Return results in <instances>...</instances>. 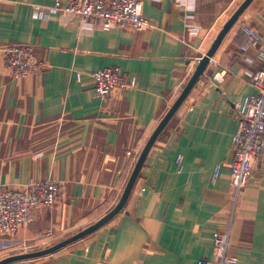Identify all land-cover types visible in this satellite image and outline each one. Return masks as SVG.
<instances>
[{"label": "crops", "instance_id": "1", "mask_svg": "<svg viewBox=\"0 0 264 264\" xmlns=\"http://www.w3.org/2000/svg\"><path fill=\"white\" fill-rule=\"evenodd\" d=\"M242 1L197 0L201 29L193 34L175 0H143L152 22L144 30L88 32L78 17L51 11L53 0H0V184H66L65 199L34 209L15 240L72 235L115 206L140 150ZM35 5L44 7L41 17L33 16ZM244 25L257 29L264 45V0L243 13L161 134L127 213L51 256L13 264H197L213 259L214 235L227 231L237 264H264V156L254 160L235 206L226 165L239 129L236 104L257 92L248 74L261 67L244 58ZM19 44L32 45L46 67L14 80L4 49ZM113 66L135 75L137 85L100 99L91 74ZM12 239L0 235V251Z\"/></svg>", "mask_w": 264, "mask_h": 264}, {"label": "built area", "instance_id": "2", "mask_svg": "<svg viewBox=\"0 0 264 264\" xmlns=\"http://www.w3.org/2000/svg\"><path fill=\"white\" fill-rule=\"evenodd\" d=\"M49 9L79 18L80 31L110 29L112 27L144 30L152 22L143 13V0H53ZM161 1V0H154ZM186 18V27L193 33L201 27L195 22L197 0H175ZM44 7L35 5L33 16L41 17ZM245 40L241 46L248 64L260 62L256 72H250V84L257 92L247 95L236 104L239 129L234 136L233 159L226 163L229 168V183L232 187V202L235 206L243 197L252 177L253 162L264 156V45L262 34L252 26L244 25ZM256 50L252 56L250 51ZM4 66L14 80L42 71L46 63L36 56L30 44L12 45L4 49ZM226 75L222 71L216 75L221 82ZM94 94L103 100L109 99L116 90L136 87L137 77L122 71L119 67H105L91 74ZM222 165L214 167L219 175ZM66 197V184L63 180L42 179L29 185L11 189L0 184V235L16 234L20 228L32 221V211L38 207H52ZM234 209V208H233ZM230 233L217 232L212 247L213 259H200L197 264H237V259L228 254Z\"/></svg>", "mask_w": 264, "mask_h": 264}, {"label": "water", "instance_id": "3", "mask_svg": "<svg viewBox=\"0 0 264 264\" xmlns=\"http://www.w3.org/2000/svg\"><path fill=\"white\" fill-rule=\"evenodd\" d=\"M254 2V0H243L238 7L233 11L230 17L226 20L223 24L222 28L218 31L215 38L213 39L212 43L210 44L206 53L198 59V63L186 82L185 86L175 98L171 106L162 116V118L157 123L156 127L150 134L149 138L147 139L146 143L140 150L130 176L126 182V185L122 191V194L115 204V206L110 209L106 214H104L101 218H99L94 223L88 225L87 227L81 229L80 231L69 235L53 244H49L44 246L43 248L34 250V251H25L20 253H15L12 255L5 256L0 259V264H13L16 262L26 261V260H33L38 259L46 256H51L57 251L81 240L85 237L91 235L92 233L98 231L100 228L108 224L114 218L127 213L126 205L129 201V198L134 190V187L139 179L141 170L146 163L148 155L150 154L152 148L160 138L163 131L166 127L170 124V122L175 118L176 114L185 103V101L190 96L191 92L197 85V83L206 76L207 68L215 56V54L220 49L222 43L232 30V28L236 25L240 17L243 13L248 9V7Z\"/></svg>", "mask_w": 264, "mask_h": 264}, {"label": "rangeland", "instance_id": "4", "mask_svg": "<svg viewBox=\"0 0 264 264\" xmlns=\"http://www.w3.org/2000/svg\"><path fill=\"white\" fill-rule=\"evenodd\" d=\"M12 235H15V234L10 235L13 239L10 240L9 243H6L5 246L3 247V250L0 251V259L5 257V256L12 255L15 253H20V252H25V251H34V250L43 248L44 246H47L49 244H53V243L65 238V237H63V238L59 237L56 240L55 239L52 240V238H51V239H49L50 241H32V242L27 241V242H23V241L15 240L16 236H12Z\"/></svg>", "mask_w": 264, "mask_h": 264}]
</instances>
